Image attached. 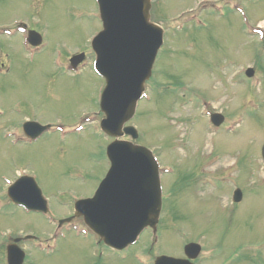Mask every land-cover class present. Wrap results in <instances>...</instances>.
<instances>
[{"label": "rangeland", "instance_id": "1", "mask_svg": "<svg viewBox=\"0 0 264 264\" xmlns=\"http://www.w3.org/2000/svg\"><path fill=\"white\" fill-rule=\"evenodd\" d=\"M195 1L161 0V14L164 19L173 18L171 14L192 6ZM240 4L223 3L220 7L225 12L220 15L209 12L204 22L200 19L201 24L185 26L181 33L188 31V34L170 39V51L167 43L154 69V78L156 71L169 73L163 79L166 83L187 85L189 82L192 94L215 101L226 121L239 118L236 129L222 128L212 133L209 123L204 125L198 118V106L184 101V106H176L168 115L169 119L172 115L198 118L193 128L188 125L190 139L189 143L184 142L180 137L181 123L174 126L166 119L167 112L173 108L170 94L176 91L164 89L150 93V100L139 110L142 117L133 121L142 134L139 143L152 147L163 166L176 167L173 174H166L164 178V189L171 193V198L165 203L160 223L162 232L155 248L148 251L150 236L145 233L137 245L121 252L98 245L92 234L79 236L68 230L52 239L54 233L47 235L50 225L42 215L2 207L4 203L0 200L1 233L22 230L24 235L38 236L42 240V247L30 245L25 264H90L93 260H102L104 264H145L149 261L147 251L151 257L155 250L176 254L181 251L183 239L186 243L199 236L203 239L198 240L205 244L203 256L209 249L215 255L210 262L201 259L203 264H220L223 257V261L228 259L229 264H237L240 257L236 254L241 255L242 264H246L243 261L245 257L251 258L250 250L264 253V176L261 174L264 97L258 103L249 104L251 93L256 98L261 96L260 86L240 87L233 77L239 65L253 62L257 66L260 61L264 64V57L260 60L264 39L243 36L241 17L234 6L245 11L248 23L262 21L264 26V0H242ZM94 5L92 0H0V25L14 18L37 23L49 45L46 53L32 65L22 62L14 69L16 82L9 87L2 90L0 80V106L22 99L30 105H27L29 108L22 106V114L53 124L74 123L84 113L98 116L101 79L88 67L78 75L63 74L54 69L51 62L53 47H78L97 32L100 22ZM248 42L251 45L244 44ZM182 72L185 78L179 80L178 73ZM174 75L179 76L178 79H173ZM255 75L264 76V70H257ZM237 78L245 81L243 75ZM259 84L262 87L264 79ZM22 114L20 110L11 111L7 128L15 126ZM106 144L99 123H92L80 132L65 136L49 133L30 145L12 146L2 138L0 118V198L6 181L14 177L17 169H26L38 175L44 194L53 208H57L56 215L66 216L74 197L89 196L98 186L107 169ZM205 163L214 167V187H203V182L194 178L203 174ZM233 183L238 184L243 193V199L235 206L227 201ZM173 213L177 217L171 219ZM47 245L51 249L46 248ZM249 262L251 259L247 264Z\"/></svg>", "mask_w": 264, "mask_h": 264}, {"label": "water", "instance_id": "2", "mask_svg": "<svg viewBox=\"0 0 264 264\" xmlns=\"http://www.w3.org/2000/svg\"><path fill=\"white\" fill-rule=\"evenodd\" d=\"M144 13L146 15V11ZM151 58L152 57H150V61H151ZM145 69L146 68L144 67L142 72L143 71L145 72ZM145 76H147V74L141 76L139 87L136 88L138 92L139 90H141V83L143 82V79ZM109 96H114L113 91L111 89H107L104 94L105 99H108ZM133 100L134 98L131 101L132 104L134 102ZM108 110H110V107H107V111ZM110 118L111 116H109V119ZM130 149L137 151L135 148H130ZM142 157L145 161L148 162V168L150 171L149 174L152 177L154 174L153 165L151 164L150 159L146 155H143ZM138 179L141 180L142 182L145 181V177L142 175H140L139 178L135 179V182H139ZM131 180H133V178L128 179V181H131ZM146 193H147L146 200L145 198L143 199L142 197L137 196V195L133 197V195L130 193L124 194L123 197H120L119 195H115L110 198L111 206L109 207V210H106V211H114V212L113 214H111L110 212L106 213L105 223L108 222L109 220H112L111 218H113L112 221L113 222L115 221L116 224L124 223L127 217L129 219H133V228L131 230H126L122 234L124 236L125 241L132 240L134 236L136 235V233L141 228V226L145 224H153L155 221L154 217L156 213L152 215V211H157V204H158V197H157V191L155 189V186L153 185V189H151L149 192H146ZM115 215H118V216L115 218ZM105 223L104 225L100 227L97 226V232L101 235L102 238H104V240L107 243L114 242V238H116L118 235L115 234V231L111 230L110 227L106 226Z\"/></svg>", "mask_w": 264, "mask_h": 264}, {"label": "bare ground", "instance_id": "3", "mask_svg": "<svg viewBox=\"0 0 264 264\" xmlns=\"http://www.w3.org/2000/svg\"><path fill=\"white\" fill-rule=\"evenodd\" d=\"M115 234L119 235V234H123V233H119V232L116 231Z\"/></svg>", "mask_w": 264, "mask_h": 264}]
</instances>
